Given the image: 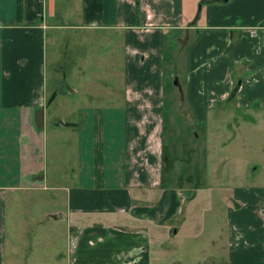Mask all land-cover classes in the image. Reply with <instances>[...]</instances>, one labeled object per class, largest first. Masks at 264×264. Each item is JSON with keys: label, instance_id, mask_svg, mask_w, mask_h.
<instances>
[{"label": "crops", "instance_id": "0c3cea01", "mask_svg": "<svg viewBox=\"0 0 264 264\" xmlns=\"http://www.w3.org/2000/svg\"><path fill=\"white\" fill-rule=\"evenodd\" d=\"M198 1L21 0L17 6L0 0V146L12 144L0 153L7 165L0 180L8 181L0 184V264H30L17 261L13 245L10 259L5 256L10 192H31L29 202L43 204L54 199L40 193L47 190L62 194L63 208L48 209L36 223L49 219L59 226L54 249L64 250L41 264H264V0H208L194 11ZM58 38L63 57L56 68L63 70L64 55L75 67L85 45L118 46L121 62L115 100L52 123L75 134L72 184L67 177L48 178L42 157L47 109L58 93L56 83V89L44 86V45ZM178 67L182 84L165 87V69L176 81ZM165 93L171 116L165 115ZM222 116L232 123L227 131ZM180 118L194 144L187 152L190 172H199L195 161L202 154L203 172L219 180L217 167L229 162L219 151L235 148L255 174L245 188L219 183L231 191L213 212L219 221L207 236L193 210L201 199L187 187L181 191L175 173L173 125ZM233 166L231 176L238 171ZM205 177L203 186L210 187ZM197 180L195 174L189 183ZM203 203L211 218L209 195Z\"/></svg>", "mask_w": 264, "mask_h": 264}, {"label": "rangeland", "instance_id": "374dc122", "mask_svg": "<svg viewBox=\"0 0 264 264\" xmlns=\"http://www.w3.org/2000/svg\"><path fill=\"white\" fill-rule=\"evenodd\" d=\"M207 1L208 0H199L197 5L195 4L194 6V11L197 10L200 6H207ZM186 9H188L187 6ZM184 14L186 16V13ZM52 32H57L58 36H60L61 33V31ZM91 46L89 47L88 45H85V48L83 47L84 53H81L82 55L78 56V59L74 61L75 67H72L71 59H65L64 55V58L61 59L63 60L62 63H64V68L62 70L58 67H55L56 63H58L60 60V55L61 58L63 57V53H61L60 39L58 38L53 44H49L47 42V45H44L45 55L42 66L44 86L45 88H48L52 83L53 88L54 82L56 83L58 91V93H56V97L53 99V102L51 101L52 103L47 109L48 121L44 123V129L42 132V157L44 170L48 178L51 179H58V181L59 179H61L63 182H65V177H67L68 184H72L73 181H71L69 178L71 174L72 176L76 174L75 172L77 169L75 134L70 130L69 126L64 129H62L61 127L55 129V127L58 126H54L52 123L58 121L54 119L65 117V122L70 120L72 121L73 119H75V113L73 112H76L78 109L86 111L90 110L93 106H106L107 101H113L116 99V96L119 93L118 89L120 88L119 86L121 84V78L119 76L121 70V62L120 55L118 53V46L111 49L109 48V45L102 44L100 45V47H94L93 50H91ZM179 69L180 67H178L177 69L175 68L174 71L177 77L176 82L181 85L183 74L181 75V72L178 71ZM170 72V70L167 71V69H165V77L167 81L165 87L167 85V87L171 85L175 89L173 84L174 80H172L173 78L170 79V77H168L171 75ZM169 73L170 75H168ZM56 87L54 86V89H56ZM167 92L169 93L168 90ZM166 102H168V104ZM164 103H166L165 112H167V114L165 113V115H169V110L171 112L172 109L170 107V105L172 104H170L169 94L165 93ZM175 114L176 112L174 111V116ZM178 115L179 114H177V117ZM229 121V119H226L222 116L220 127L223 126V131H227L232 126V123ZM173 127H175V129L173 130V146H176L175 149L178 151L177 155L174 156L176 158L175 173L179 174V181L181 184L179 188H181V191H186L187 187L188 191L191 190V193H189V195L193 194V197H197L198 200L201 199V202L196 204L193 210L194 212L200 213V215L198 216L199 219L196 221L197 226L200 225L199 232L202 233V235L207 236L210 227H212V229L213 227L215 228L217 226V222L219 221L218 218H214L213 212L218 211L220 199L227 197L230 190L227 188L218 187L219 183L224 185H228L230 183H239L245 188L246 184L252 182L255 179V174H252L253 171L250 170V166L252 163H249V165L244 167L243 164L246 158L242 157V154H240L235 148H224L222 151H219V154L227 158L229 162H226L225 167H217L220 170V179L217 180V174L215 175V173L210 174L209 172H203V156L202 154H197L195 163L197 162L196 165L199 168V172L197 171L195 174L197 177L199 176V180H197L196 183L195 181L192 182L193 184L191 182L189 183V181H191V179H193L195 175L193 172L189 171V165L187 161V152L190 148H193L194 145L193 143H191V135H187L190 126L188 125V129L186 131L183 130L185 128V125L180 118V121L178 119L177 123L175 124V126L173 125ZM195 133L198 134V136L199 134L200 136L203 135L199 133V129H196ZM177 135L186 137V140H181V138L178 139ZM171 138L172 131L168 130L167 134L165 133L164 136V143L166 145L164 150L165 153H167V147H171ZM200 142L201 146L199 144ZM203 142V137H201L198 142L196 141V143H198V149L200 152H202L201 148ZM10 144L11 142L6 148L5 146L3 148H1L0 146V153L2 154V156H5V153H7L8 150H12ZM192 158L193 155H191V159ZM248 158L255 159V156L252 155ZM5 159L6 158L4 157L3 160ZM6 166L5 164H1L0 162V170L1 167H4L3 169L5 170L7 168ZM199 166L202 167V169H200ZM231 166L237 168L236 170H238L236 172H233L234 174L232 176L230 173L231 171H228ZM71 169L74 173H71ZM206 170H211V167H209L208 164L206 165ZM9 172L10 168L8 169V174ZM165 172L168 173L166 170ZM168 174H170V172ZM208 174L211 175V179L213 178L211 182L207 177ZM204 177V185H211L210 187L203 186ZM7 183L8 181L5 179L0 180V184ZM48 184L49 183L47 182V185ZM174 185H176L175 182ZM40 193L45 197H48L49 194L53 195V201H50V203H48L47 201L43 204H37L36 202L30 203L29 197H31L33 194L31 192L25 191L15 192V194H12L10 192V195L7 197V199L10 198L12 201V205H7L5 213L3 243L5 245L4 249L7 259H10L8 254L9 248L12 245L17 247V261L21 260L23 262L25 260L30 264L51 263L55 258L58 257L57 255L60 253L59 251L63 252L64 249H61V245H58V250L54 249V247L57 246L58 241H60L61 239L62 229L59 226H55L54 223L49 219L38 224L36 223V219L39 217V215L43 214V212L47 211L48 209L50 210L51 208H58L59 210H62V194L50 190ZM208 195L213 202L211 205L213 213L211 214V218L209 217L210 213L204 214L202 212L205 206L203 201L207 198ZM24 200H26L27 202L23 203ZM15 202L17 203L15 204ZM186 208L187 205H185V208H182V211ZM198 222L200 224H198ZM198 244H203V241Z\"/></svg>", "mask_w": 264, "mask_h": 264}, {"label": "trees", "instance_id": "16d2710c", "mask_svg": "<svg viewBox=\"0 0 264 264\" xmlns=\"http://www.w3.org/2000/svg\"><path fill=\"white\" fill-rule=\"evenodd\" d=\"M15 1H16L17 6H18L21 0H15Z\"/></svg>", "mask_w": 264, "mask_h": 264}, {"label": "water", "instance_id": "95a60500", "mask_svg": "<svg viewBox=\"0 0 264 264\" xmlns=\"http://www.w3.org/2000/svg\"><path fill=\"white\" fill-rule=\"evenodd\" d=\"M226 1H227V0H223V2H226ZM175 83H176V81L174 80V81H173V84H175ZM60 124H61V123H60ZM61 125H62V124H61Z\"/></svg>", "mask_w": 264, "mask_h": 264}]
</instances>
